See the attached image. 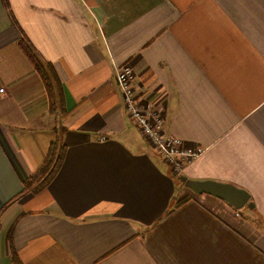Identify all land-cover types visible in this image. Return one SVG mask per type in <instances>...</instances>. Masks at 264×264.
Returning a JSON list of instances; mask_svg holds the SVG:
<instances>
[{
	"label": "crops",
	"instance_id": "1",
	"mask_svg": "<svg viewBox=\"0 0 264 264\" xmlns=\"http://www.w3.org/2000/svg\"><path fill=\"white\" fill-rule=\"evenodd\" d=\"M124 64L165 134L203 148L180 171L126 111ZM1 88L0 264H264V0H0ZM182 177L245 190L247 211Z\"/></svg>",
	"mask_w": 264,
	"mask_h": 264
},
{
	"label": "built area",
	"instance_id": "2",
	"mask_svg": "<svg viewBox=\"0 0 264 264\" xmlns=\"http://www.w3.org/2000/svg\"><path fill=\"white\" fill-rule=\"evenodd\" d=\"M116 77L129 116L138 124L142 135L153 149L171 164L174 170L180 171L185 162L191 161L203 151L202 147L189 148L181 139L165 134L161 112L150 102L143 103L136 94L134 70L131 65L119 66ZM0 92H4V88H1Z\"/></svg>",
	"mask_w": 264,
	"mask_h": 264
},
{
	"label": "trees",
	"instance_id": "3",
	"mask_svg": "<svg viewBox=\"0 0 264 264\" xmlns=\"http://www.w3.org/2000/svg\"><path fill=\"white\" fill-rule=\"evenodd\" d=\"M21 45L32 60L35 69L46 87L51 112L53 114L60 112L64 115L66 110H63L61 105L62 86L56 78L53 69L49 64L41 60L39 55L27 41L25 42V40H22ZM65 151L66 146L60 139L52 142L42 165L26 180L24 190L37 192L43 189L59 170L64 159Z\"/></svg>",
	"mask_w": 264,
	"mask_h": 264
},
{
	"label": "water",
	"instance_id": "4",
	"mask_svg": "<svg viewBox=\"0 0 264 264\" xmlns=\"http://www.w3.org/2000/svg\"><path fill=\"white\" fill-rule=\"evenodd\" d=\"M182 184L198 194H210L225 200L236 209H242L249 202V194L233 185L211 180H188L180 178Z\"/></svg>",
	"mask_w": 264,
	"mask_h": 264
},
{
	"label": "rangeland",
	"instance_id": "5",
	"mask_svg": "<svg viewBox=\"0 0 264 264\" xmlns=\"http://www.w3.org/2000/svg\"><path fill=\"white\" fill-rule=\"evenodd\" d=\"M241 210L243 213H245L247 211V209H245V208H242Z\"/></svg>",
	"mask_w": 264,
	"mask_h": 264
}]
</instances>
